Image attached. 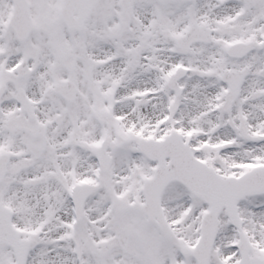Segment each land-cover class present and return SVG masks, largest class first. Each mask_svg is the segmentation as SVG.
<instances>
[{
	"label": "snow or ice",
	"instance_id": "obj_1",
	"mask_svg": "<svg viewBox=\"0 0 264 264\" xmlns=\"http://www.w3.org/2000/svg\"><path fill=\"white\" fill-rule=\"evenodd\" d=\"M0 264H264V0H0Z\"/></svg>",
	"mask_w": 264,
	"mask_h": 264
}]
</instances>
